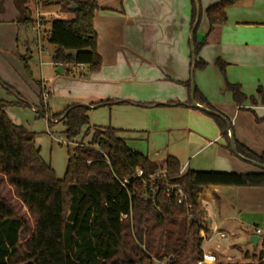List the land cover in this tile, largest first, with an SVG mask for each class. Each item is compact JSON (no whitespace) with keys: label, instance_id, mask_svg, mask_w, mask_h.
Returning a JSON list of instances; mask_svg holds the SVG:
<instances>
[{"label":"crops","instance_id":"obj_1","mask_svg":"<svg viewBox=\"0 0 264 264\" xmlns=\"http://www.w3.org/2000/svg\"><path fill=\"white\" fill-rule=\"evenodd\" d=\"M23 1L34 20L29 25L23 24L16 0H0V101L19 103L22 99L39 116L36 108L46 89L49 111L57 114L72 104L85 105L89 107L88 127L118 130L132 151L153 162L174 157L182 174L189 170L261 172L227 149L214 119L191 106V90L196 86L231 121L236 141L264 154V103L257 94L259 87L264 89V0H244L229 8L227 24L211 32L206 9L220 0H197L201 9L197 39L206 41L198 58L208 65L193 73L192 0H97L94 28L102 67L94 74L87 67L70 72L62 67L63 72H58L59 66L53 63L57 47L45 46L49 26H43L41 34L33 28L40 17L69 20L74 16L57 8L40 9L39 0ZM31 29L37 32L36 50H32ZM21 57L27 59L31 74ZM218 60L226 64L225 74ZM189 81L191 88L186 85ZM227 82L240 85L258 104L248 101L239 108ZM104 100L126 103L93 105ZM14 109L8 107L6 112L21 125ZM199 198L203 234L211 239L204 249L215 255L217 263H258L264 250V187L209 188ZM253 236L259 237L256 245L250 241ZM247 244L259 249V255H251Z\"/></svg>","mask_w":264,"mask_h":264},{"label":"trees","instance_id":"obj_2","mask_svg":"<svg viewBox=\"0 0 264 264\" xmlns=\"http://www.w3.org/2000/svg\"><path fill=\"white\" fill-rule=\"evenodd\" d=\"M243 1L220 0L210 5L206 9L209 32L226 25L227 10ZM25 2L16 0V5L23 24L29 25L34 20L24 7ZM74 5L77 8L71 9ZM38 6L47 10L57 8L74 16L71 20L40 19L43 26H49L45 38L57 47L53 63L67 67L69 72L83 65L89 73H98L102 57L97 51L94 28L99 9L97 0H39ZM197 17L198 3L192 0L195 69L204 70L208 64L198 57L206 41L197 39L201 23V20L197 23ZM21 60L31 74L27 59L21 57ZM216 64L225 74L226 64L221 60ZM186 85L191 88V81ZM227 88L239 108L248 101L258 104L255 97L242 92L240 85L227 82ZM194 89L198 104L218 112L196 86ZM43 93L36 108L39 116H47L50 127L55 121L63 122L68 141L82 134L83 139L90 137V141L82 140L72 154L69 152L65 176L58 179L42 157L35 133L15 124L6 112L8 107L29 104L22 99L19 103L0 101V174L34 218L31 230L14 206L0 197V264H161L166 260L167 264H197L204 254L201 232L206 229L199 198L202 191L264 187V171L189 170L182 174L174 157L153 162L148 156L132 151L126 140L118 136V130L88 127L89 107L85 105L72 104L52 114L46 108ZM257 94L264 103L262 87ZM125 103L104 100L93 105L113 107ZM208 115L218 125L231 151V121L223 115L229 125L219 117ZM236 148L244 158L264 165V154L258 155L238 141ZM138 170L143 172L142 178L137 177ZM160 171H164V177L145 184L150 175ZM28 234L22 243V237ZM256 264H264V250Z\"/></svg>","mask_w":264,"mask_h":264},{"label":"rangeland","instance_id":"obj_3","mask_svg":"<svg viewBox=\"0 0 264 264\" xmlns=\"http://www.w3.org/2000/svg\"><path fill=\"white\" fill-rule=\"evenodd\" d=\"M53 9L55 10L56 8H52V10ZM34 14H36V12ZM42 18L44 19V21L45 19H47L44 17H40V19ZM71 19H73V17L69 18V20ZM29 37L31 40L32 50H36L38 45L37 32L32 29L29 30ZM45 46L51 47L49 42H46ZM35 69L37 70V67ZM48 101L51 102L50 99ZM107 109L111 110L110 108ZM50 112L54 114L52 110H50ZM13 113L15 114V119H17L21 125L35 133L36 145L40 147L42 157L55 170L58 179H63L67 170L69 152L72 154L74 148L78 146L79 143L82 142V140L84 141V143H88L90 141V137L83 139L82 134L79 137L68 141L64 133L65 127L62 123H60V121H55L59 123H53L51 129L49 126L48 117L36 116L35 110L31 107V105L18 107L16 106V109L13 110ZM50 129L53 131V136L49 135ZM63 142H65V144H63ZM0 197L5 198L14 206L18 215L28 221L30 229L32 230L34 226V218L29 214L28 209L22 204V202L15 196L13 188L7 183L6 179L1 174ZM27 237H29V234L24 235L21 239V242L23 243ZM246 249L250 251L251 255H259V249L255 250L248 244L246 246ZM246 249L244 248L243 250ZM251 262L252 261H244V264H251Z\"/></svg>","mask_w":264,"mask_h":264},{"label":"water","instance_id":"obj_4","mask_svg":"<svg viewBox=\"0 0 264 264\" xmlns=\"http://www.w3.org/2000/svg\"><path fill=\"white\" fill-rule=\"evenodd\" d=\"M77 6L74 5L71 7V9H76ZM200 15H201V9H200V6L198 5V17H197V23L199 22L200 20ZM192 37H193V32H192ZM196 56L194 55V51H193V67H192V73L194 72V69H195V64H196ZM58 72L62 73V66H59L58 68ZM194 93H195V89H194V85L192 86V90H191V106L193 108H196V109H199L201 111H204L206 112L207 114H210L212 116H216V117H219L221 119H223L224 121H226L229 125H230V122H228V120L226 119V117H224L223 115H221L219 112H216V111H213V110H210V109H207L201 105H199L195 100H194ZM230 137H231V151L232 153L238 157L239 159L247 162V163H250L251 165L257 167L260 171H264V165L263 164H260L256 161H251V160H248L246 158H244L242 155H240L238 152H237V148H236V141H235V138H234V133L232 130H230ZM259 240V237L258 236H253L250 241L252 243H254L255 245L257 244ZM171 259H173V256H171Z\"/></svg>","mask_w":264,"mask_h":264},{"label":"built area","instance_id":"obj_5","mask_svg":"<svg viewBox=\"0 0 264 264\" xmlns=\"http://www.w3.org/2000/svg\"><path fill=\"white\" fill-rule=\"evenodd\" d=\"M35 29H37V31H39V33L41 34L43 32V25L41 24L40 20H38L34 27ZM79 68L83 69L85 68V66L81 65L79 66ZM48 91L46 89H44V93H43V97H44V100L45 102L48 100ZM63 144H65V142H63ZM68 144V143H67ZM143 176V172L141 170H138L137 172V177L138 178H142ZM162 177H164V171H160V172H157L153 175H150L146 180H145V184L149 185L150 183L154 182V181H157V180H160ZM179 193L182 195V191L179 190ZM258 234L261 233L260 230L257 231ZM201 235L203 237V257L197 262V264H217V259L215 257V255L212 253V252H207L204 248H205V245L207 243H209L211 241V239H208L204 234H203V231L201 232ZM220 237L222 239H225V235L223 234H220ZM161 264H167V260L164 261L163 263Z\"/></svg>","mask_w":264,"mask_h":264}]
</instances>
